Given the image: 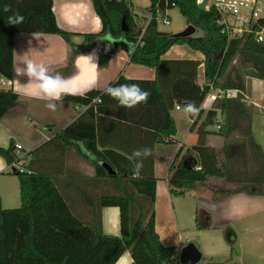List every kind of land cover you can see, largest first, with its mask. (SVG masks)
Instances as JSON below:
<instances>
[{"label": "trees", "instance_id": "16d2710c", "mask_svg": "<svg viewBox=\"0 0 264 264\" xmlns=\"http://www.w3.org/2000/svg\"><path fill=\"white\" fill-rule=\"evenodd\" d=\"M147 1L146 7L136 9L145 15L139 23L127 0H91L101 29L83 34V45L88 47L108 43L107 37L123 40L130 47V63L154 70L152 80L119 75L110 82L138 84L151 93L147 103L138 105L141 108L133 115L130 108L105 95L104 89L62 97L84 110L71 125L26 152L21 172H9L17 179L19 205L0 206V264H114L124 250L129 253V264H178L177 248L162 245L154 230L156 178L134 170L136 161L128 159L129 150L102 148L99 138V128L119 125L122 120L148 129L144 139L169 144L175 133L169 113L174 103L189 108L197 138L189 149L179 148L169 166L166 183L170 195H182L195 183L208 180L241 183L245 190L263 183L264 156L251 135L250 122L255 112L264 111L246 103L243 94L246 78L264 80V41L255 42L251 34L228 37L220 32L213 8L200 9L197 0ZM172 7L200 35L172 37L158 30L154 17L166 15ZM17 14L23 16V22L9 23ZM15 33L56 34L65 42L71 35L56 24L51 0H0V77L7 80L13 77ZM176 44L199 52L202 60L163 58ZM200 63L202 82L198 84ZM211 89L237 92L233 97L216 96L209 108L202 109ZM17 98L10 89H0V118ZM93 98L98 101L92 102ZM113 108L120 112L114 118L110 117ZM218 118V129H208ZM212 134L222 140L217 150L205 143ZM74 141L82 142L87 151L95 170L93 178L63 176L64 149ZM0 154L7 164L13 159L11 147L0 148ZM99 161L108 164L112 173ZM107 206L118 210L119 235L103 234L100 229V209Z\"/></svg>", "mask_w": 264, "mask_h": 264}, {"label": "crops", "instance_id": "0c3cea01", "mask_svg": "<svg viewBox=\"0 0 264 264\" xmlns=\"http://www.w3.org/2000/svg\"><path fill=\"white\" fill-rule=\"evenodd\" d=\"M51 1L56 24L71 32L68 42L56 34L15 33L12 48L13 77L11 80L2 78L3 84L0 85V89H10L18 97L16 103L0 118V148L7 150L11 147L12 152V145L20 144L22 149L16 155H23L24 161L27 159L26 152L71 125L84 107L73 106L61 98L55 102V109L51 110L46 107V100L25 95L31 89V82L21 74L22 56L38 65H45L52 74L59 72L67 80L70 93H76L65 95H82L92 89L103 90L119 75L134 80L154 78L152 68L128 61L130 47L123 40L116 47L109 42H100L92 47L83 45V34L101 29L91 0ZM127 1L132 3L133 13L140 23L145 15L136 12L138 7L132 0ZM162 57L200 61L203 58L199 52L189 49L185 44L170 46ZM196 82H202L201 63L196 69ZM245 85L244 101L264 111V80L246 78ZM217 92L218 89L208 92L200 105L202 109L212 105ZM175 105L177 103L173 104L169 112L175 127L171 143H152L142 137L148 129L136 128L120 120L119 125L99 128L102 148L129 150L127 156L134 149H151V155L144 160L141 170L156 178L154 230L162 245L179 250L186 243H193L200 253L196 264H264V180L260 186H249L246 190L241 183L208 180L195 183L182 195L172 196L168 193L166 179L169 166L175 160L178 149H189L197 138L195 128L191 129L189 108L178 104L180 108L175 109ZM140 108H130L129 112L134 115ZM110 114L114 118L120 112L113 108ZM250 131L264 156V113L255 112L252 115ZM216 137L219 136L207 135L205 143L217 150L222 140L218 141ZM86 156L87 151L82 142H70L64 149L63 176L93 178L94 166ZM252 189L257 193H251ZM18 205L17 179L9 173L5 157L0 154V206L6 209ZM100 229L103 234L119 235L116 207L100 209ZM129 262V253L124 250L114 264Z\"/></svg>", "mask_w": 264, "mask_h": 264}, {"label": "clouds", "instance_id": "9594fccd", "mask_svg": "<svg viewBox=\"0 0 264 264\" xmlns=\"http://www.w3.org/2000/svg\"><path fill=\"white\" fill-rule=\"evenodd\" d=\"M23 16L17 14L9 19V23L18 24L23 22ZM21 74L31 82V89L25 92V95L35 96L47 101L46 107L54 110L55 102L60 100L65 94L70 93L67 86V80L59 73L52 74L43 64H36L26 56L21 57ZM104 94L110 96L121 107L133 108L141 103H147L151 93L142 89L138 84H108L104 88ZM151 155V149L143 147L135 149L128 157L129 160H135L134 170L139 171L143 167V162Z\"/></svg>", "mask_w": 264, "mask_h": 264}, {"label": "built area", "instance_id": "2783aa9c", "mask_svg": "<svg viewBox=\"0 0 264 264\" xmlns=\"http://www.w3.org/2000/svg\"><path fill=\"white\" fill-rule=\"evenodd\" d=\"M199 1L201 0H197V2ZM208 7L213 8L216 12V23L221 26L220 32H225L228 37L251 34L255 42L264 41V0H204V8ZM147 18L150 19V16L148 15ZM154 20L157 24L168 25L169 23L166 15H156ZM96 50L99 51L98 48ZM2 84L3 81L0 77V85ZM236 92L235 89L218 90L216 96L233 97ZM91 101L97 102L98 99L93 98ZM174 108L179 109L180 106L175 105ZM184 109L187 108L184 107ZM219 123L220 119L216 121L214 129H218ZM21 149L22 146L18 143L12 145L13 159L8 164L9 172L11 169L22 171L21 165L24 162V156L16 155Z\"/></svg>", "mask_w": 264, "mask_h": 264}, {"label": "water", "instance_id": "95a60500", "mask_svg": "<svg viewBox=\"0 0 264 264\" xmlns=\"http://www.w3.org/2000/svg\"><path fill=\"white\" fill-rule=\"evenodd\" d=\"M197 6L200 9H204V0H201L197 2ZM124 17L121 18V29H123L124 26ZM194 33V28L190 24H186L183 30L171 34L172 37H187L190 36ZM107 41L113 46L116 47L117 44H122L121 39H112L107 37ZM186 160L182 161V164H185ZM98 164H100L108 174L112 173L111 168L105 164L102 161H99ZM200 259V253L195 247V245L191 242L186 243L183 245L179 250H178V255H177V262L178 264H196Z\"/></svg>", "mask_w": 264, "mask_h": 264}, {"label": "rangeland", "instance_id": "374dc122", "mask_svg": "<svg viewBox=\"0 0 264 264\" xmlns=\"http://www.w3.org/2000/svg\"><path fill=\"white\" fill-rule=\"evenodd\" d=\"M132 1L135 5H137L138 8H144L145 5L147 6V3H148L147 0H132ZM136 12L139 13L140 10L138 9V10H136ZM166 17L169 21L168 25L158 23L157 24L158 30L174 34V33H177L179 31L183 30L184 27L186 26L184 18L178 13L177 9L174 7L169 8L166 11ZM136 18H138V17H136ZM193 35L194 36L200 35V31H198V30L194 31ZM214 128H215V125L210 126V129H214ZM216 139L218 141H221L220 137H216ZM14 207H17V206H14ZM14 207H10V208H14ZM6 209H8V208H6Z\"/></svg>", "mask_w": 264, "mask_h": 264}]
</instances>
